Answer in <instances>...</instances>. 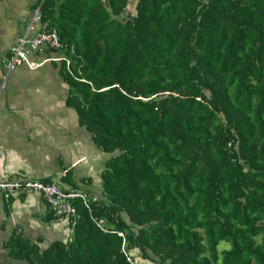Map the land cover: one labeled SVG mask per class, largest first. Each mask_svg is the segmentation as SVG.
<instances>
[{
    "label": "trees",
    "instance_id": "16d2710c",
    "mask_svg": "<svg viewBox=\"0 0 264 264\" xmlns=\"http://www.w3.org/2000/svg\"><path fill=\"white\" fill-rule=\"evenodd\" d=\"M128 5L40 4L69 61L67 102L110 157L103 197L70 199V239L41 250L16 235L10 257L264 264V0Z\"/></svg>",
    "mask_w": 264,
    "mask_h": 264
},
{
    "label": "crops",
    "instance_id": "0c3cea01",
    "mask_svg": "<svg viewBox=\"0 0 264 264\" xmlns=\"http://www.w3.org/2000/svg\"><path fill=\"white\" fill-rule=\"evenodd\" d=\"M136 1L129 0L131 13ZM38 2L0 0V176L53 182L101 198V174L110 154L94 142L67 102L70 86L62 75L67 62L20 63L13 69L6 65ZM31 54L32 62L65 56L48 45ZM16 235L44 250L66 242L71 230L67 217L51 214L39 191L27 189L7 197L0 190V264L17 262L8 248Z\"/></svg>",
    "mask_w": 264,
    "mask_h": 264
},
{
    "label": "built area",
    "instance_id": "2783aa9c",
    "mask_svg": "<svg viewBox=\"0 0 264 264\" xmlns=\"http://www.w3.org/2000/svg\"><path fill=\"white\" fill-rule=\"evenodd\" d=\"M43 1L40 0V4ZM40 4L34 9L25 26L24 33L11 48V54L6 64L9 69H13L20 63H30L33 66H39L46 60L66 61L67 64L69 63L66 56H55L34 62L29 58L32 55L31 53L37 52L43 45H48L55 49H63V44L59 39L56 28L42 20ZM27 189L39 191L52 215L59 219L66 217L70 219L71 216L75 215V207L70 199L81 198L85 205L88 204V197L78 190L65 191L56 183H48L37 179H5L0 176V190L7 197Z\"/></svg>",
    "mask_w": 264,
    "mask_h": 264
},
{
    "label": "rangeland",
    "instance_id": "374dc122",
    "mask_svg": "<svg viewBox=\"0 0 264 264\" xmlns=\"http://www.w3.org/2000/svg\"><path fill=\"white\" fill-rule=\"evenodd\" d=\"M130 6V5H129ZM132 11V9L131 8H129V12H131ZM220 248H222V246H220ZM146 264H152V263H150V262H148V261H146L145 262Z\"/></svg>",
    "mask_w": 264,
    "mask_h": 264
}]
</instances>
